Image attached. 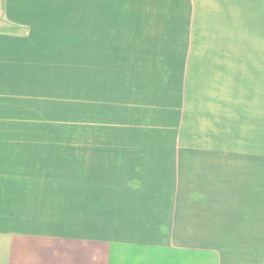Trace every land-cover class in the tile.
<instances>
[{"label":"rangeland","instance_id":"1","mask_svg":"<svg viewBox=\"0 0 264 264\" xmlns=\"http://www.w3.org/2000/svg\"><path fill=\"white\" fill-rule=\"evenodd\" d=\"M89 3L60 0V60L23 79L0 133L59 136L77 156L173 150L176 180L264 171V0Z\"/></svg>","mask_w":264,"mask_h":264},{"label":"crops","instance_id":"2","mask_svg":"<svg viewBox=\"0 0 264 264\" xmlns=\"http://www.w3.org/2000/svg\"><path fill=\"white\" fill-rule=\"evenodd\" d=\"M60 6L0 0V126L22 117L23 79L60 60ZM62 142L0 133V264H264V171L176 180L173 150Z\"/></svg>","mask_w":264,"mask_h":264}]
</instances>
